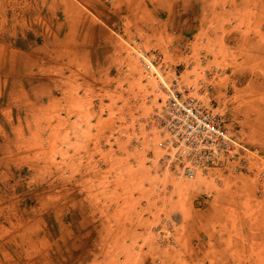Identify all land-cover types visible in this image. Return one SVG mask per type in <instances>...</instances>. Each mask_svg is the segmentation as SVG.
<instances>
[{
	"label": "rangeland",
	"instance_id": "374dc122",
	"mask_svg": "<svg viewBox=\"0 0 264 264\" xmlns=\"http://www.w3.org/2000/svg\"><path fill=\"white\" fill-rule=\"evenodd\" d=\"M168 88L240 144L193 178ZM0 264H264V0H0Z\"/></svg>",
	"mask_w": 264,
	"mask_h": 264
},
{
	"label": "built area",
	"instance_id": "2783aa9c",
	"mask_svg": "<svg viewBox=\"0 0 264 264\" xmlns=\"http://www.w3.org/2000/svg\"><path fill=\"white\" fill-rule=\"evenodd\" d=\"M150 122L165 134L162 165L177 176L208 172L240 146L210 111L173 88L167 89L166 100L155 108Z\"/></svg>",
	"mask_w": 264,
	"mask_h": 264
},
{
	"label": "bare ground",
	"instance_id": "6f19581e",
	"mask_svg": "<svg viewBox=\"0 0 264 264\" xmlns=\"http://www.w3.org/2000/svg\"><path fill=\"white\" fill-rule=\"evenodd\" d=\"M154 66H152V68H153ZM149 69H150V67H149ZM154 73H156V72H154Z\"/></svg>",
	"mask_w": 264,
	"mask_h": 264
}]
</instances>
